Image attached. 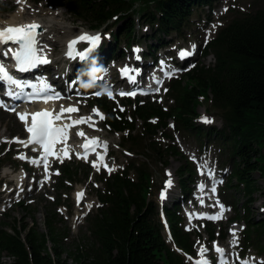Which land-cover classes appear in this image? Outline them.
Listing matches in <instances>:
<instances>
[{"label": "trees", "instance_id": "1", "mask_svg": "<svg viewBox=\"0 0 264 264\" xmlns=\"http://www.w3.org/2000/svg\"><path fill=\"white\" fill-rule=\"evenodd\" d=\"M62 2L69 15L86 22L88 28H102L105 31L109 28V21L119 24L116 31L109 33L112 43L101 51L105 56L102 60L104 63L114 56L122 57L123 52L119 49L122 43L126 47L143 43L137 37L136 30L144 24L152 31L144 43L147 53L153 56L152 48L169 47V41H165V38L171 35L184 37L193 14L203 6L211 9L217 0ZM0 12H3L2 9ZM202 55L213 56L212 67L201 64L171 80L166 94L173 106L167 111L155 101L147 100L139 105V100L132 102L125 99L124 102L135 106L133 116L128 120L125 115L112 114L110 101L104 97L96 98L91 103L106 113V125L111 131H129L123 147L130 146V142H138L136 137H129L135 131L136 118L141 120L144 130L152 137L158 131L166 130L171 120L178 131L213 140L225 147L227 152L222 156V164L228 163L231 169L226 179V190L236 188L246 199L242 208L246 215L244 222L247 223L243 234L244 246L249 248L255 243L264 253V244L259 245L264 235L261 230L264 222H255L248 216V208L254 204L253 196L260 192L255 176L264 178V7L253 14L231 20L203 49ZM95 67L98 68L97 65ZM206 95L211 98L204 97ZM201 100L209 101L210 106L220 114V129L194 126ZM152 118L157 122L149 123ZM139 140L145 145V151H152L153 158L158 161L166 155L184 159V164L178 169V183L180 195L189 194L194 169L188 160L172 146L160 151L152 139L148 142ZM143 159L147 162L129 159L131 164L128 163L122 171L100 180L104 189L97 194L103 207L90 221L92 245L85 253L74 255V264H187L182 256L170 248L164 236L157 205H153L149 199L152 176L149 173L148 155L143 154ZM178 206L172 203V209L163 210L170 223L172 241L182 252L193 254L192 236L179 226L181 218L176 213ZM45 223L50 233L49 239L44 235L38 236L36 231L33 233L30 229L26 237L28 247L18 237L8 236L1 228L5 223H0V247L14 257L12 264H62L59 261L61 253L57 252L59 245L54 246L55 259L48 253L47 240L56 244L58 234L50 219H46ZM206 231L213 239L215 229L208 226ZM18 234L16 232V236Z\"/></svg>", "mask_w": 264, "mask_h": 264}, {"label": "rangeland", "instance_id": "2", "mask_svg": "<svg viewBox=\"0 0 264 264\" xmlns=\"http://www.w3.org/2000/svg\"><path fill=\"white\" fill-rule=\"evenodd\" d=\"M37 1L38 0H0V9L3 11L0 12V21L9 20L11 16L15 15L16 11L21 8L22 14L19 18L24 22L36 18L42 22V24L51 25L49 32L44 35V41H41L42 45L47 46L46 53L50 54L49 58L51 64L45 68L48 71L55 70L56 68L58 70L57 75L59 76L58 84H62L65 87L64 80L68 78L67 76L69 74L73 75L80 68L91 67L84 66L85 64L73 67V65L65 61L64 46L66 41L76 36L80 29L92 31L101 30L102 28L91 29L88 28L86 22L74 19L73 16L69 15L66 5L62 2L63 0H43L40 3ZM220 1L221 3H218L213 10L207 11V7L205 9L203 6V9L196 11L191 18V25L184 37L171 35L165 38V41H169V47L161 49L152 48L154 57L157 58L164 54L163 60H166L168 65H171V63L177 64V66H173L177 70L174 76L179 77L188 69L196 68L200 64L212 67L213 58H203L202 55V50L206 42L214 38L216 32L220 31L234 18L241 17L244 14H253L264 7V0ZM136 8H138V5ZM55 10L62 11V14H55ZM209 12H211V14L207 17ZM51 20H53V22H50ZM118 26L119 24L109 21V28L105 30L107 32L104 30L102 33L98 31L104 42L91 58H98L99 61L101 60L99 54L112 43L110 36L108 40H105L107 38L106 36L116 31ZM136 33L137 37H140V41L143 43L132 44L128 47L125 46V43H122L119 47L123 52L122 57L116 58V56H114L104 63L101 61L98 64L103 65L104 70L106 69V85L113 84L117 81V67L122 64H135L136 61L134 58H137V56L139 57L138 61L142 69L149 68L150 66H152L151 68H159L158 64H154V59L149 60L151 57L149 58V54L145 48L144 41L148 40L147 36L152 33L149 26L144 24L136 30ZM171 41L172 43H170ZM193 45H195V48H193ZM133 49H139L137 56L134 55ZM181 50L187 51L189 55L186 58H180L178 53ZM180 64H183L182 67L185 69L181 68ZM163 93L164 90L160 96L156 98L153 97L152 100L156 99L157 103L169 108L172 101H170V98H164L162 96ZM204 97L211 98L210 95ZM108 99L112 107V114L115 116L126 115V118L133 116L132 111L135 109L133 104H128L117 98L110 99L108 97ZM70 100L76 102L72 97ZM77 104L79 105V117H88L92 114L93 109H97L92 107L89 99H80L77 101ZM139 105H142V103ZM121 108L123 111H120ZM99 112L106 118V113L102 111ZM219 115L220 114L210 106L209 101L204 102L201 100L200 106H198L197 109V117L194 121V126L199 128L203 127V129L209 127L220 129L222 127V121ZM203 118L209 119L211 123L203 122ZM93 119L97 121L95 128L98 130H93V128L88 126L73 129L72 146L76 145L77 140H84L76 135L77 131H83L87 137L99 138L100 141L107 143L110 152L105 164L114 170L109 173L104 167L105 164L97 170V168L90 167L86 163L80 162L76 156L72 155L71 160L65 161L62 165L54 163L53 167L59 171L57 172L58 174H55V176L50 179V185L42 188L41 182H38V188H35L28 178H24L25 175L22 173L23 170H27V164L22 163L24 161H20V159L16 158L18 155L26 156L28 153L24 154L20 146L8 144L13 138H25L22 124L15 115H9L0 110V194L10 187L17 188L18 186L25 188L23 192H29L28 196L24 199H22L20 195L17 197L12 196L13 199L10 202L2 204L0 207V223L4 222L5 226L1 228L7 232L8 236L15 237V239L18 237L24 242L25 246L28 247L26 244V237L30 229H32L33 233L36 231L38 236L44 235L49 239L50 233L45 220L50 219L51 225L55 227L56 233L58 234V240L56 244L47 240L48 253L55 259L53 254L54 246L59 245L57 252L61 253V255H59V261L62 264H74V255L78 252L85 253L91 247L90 221L103 207L97 194V192L101 193L104 189L103 183H101L99 179L103 177L102 175L108 177V175L121 171L128 163L131 164L129 159L147 162L143 159V154L148 155L150 161L149 173L152 176V189L149 199L153 205H157L158 213L163 208L172 209L171 203L173 202H178L180 208H182L181 201L183 197L180 196L178 188V169L180 165L184 164V159L174 158L171 155L167 157L166 155V157L164 156L162 160L158 161L153 158L152 151L149 153L145 151V145L139 139H145L144 141L146 142L152 139L153 143L158 146L160 151H164L165 148L169 146L174 147L187 158L191 166H195L201 160H204L205 163L211 162L218 167L224 182L231 171V169L229 170L230 166L228 163L222 164V156L227 152L225 147L217 145L213 140H207L203 137L195 136L192 133L178 131L175 124L172 122H170L166 130L159 131L152 137V134L144 130L141 120L136 118L135 131L132 135H129V137H136L138 142L134 144L129 141L130 146H126L122 149L121 145L126 137H122V134H112L104 125V121L100 120L99 117H93ZM149 123L154 124L156 120L153 119V122ZM262 153H264V150H262ZM135 164L138 165L137 163ZM29 173L34 177L36 170ZM169 173L170 175H168ZM21 176H23L22 179ZM19 178L21 179V183L18 185L17 179ZM195 178L196 172L193 180H195ZM255 179L260 192L253 196L254 204L248 208V216H251L255 222H264V179L258 176H255ZM169 180L171 181V186L166 188V182ZM5 186L7 187L4 188ZM79 191L84 192L85 198L78 206L75 195ZM222 191H226L225 188L221 189V193ZM162 192L167 194L165 200L160 198ZM219 199L224 202H221L224 205V211L221 219L222 221L210 225L215 229V232H217L214 240H209V235L207 231H205V228L202 230L198 225L190 229V226L184 222V220L182 222L183 230L185 228L186 231L192 234L197 233L200 236L199 241L196 240L194 246L193 258H186L187 264H195V261L199 259L198 252L201 246L209 249L206 258L211 257L215 259L211 251V247L214 243H220L222 247L229 252L230 248L227 246V243H232V241L235 240L230 239L229 231H231L232 228L239 231L243 230L244 227L246 229L247 223L244 222L246 215L243 213L242 209L246 199L243 197V193L233 188L232 191H226L220 194ZM17 203H22V207ZM88 205H92V207L89 208ZM179 213L181 214V212ZM183 216H185V214H183ZM238 216L239 219L234 220L235 222L232 223V220L236 219ZM167 222L169 224L168 220ZM22 226H24V228H22ZM207 226L209 225L206 224V227ZM13 227H15V229ZM261 230L264 232V224ZM16 232H19L17 236ZM221 232L226 233V239L222 241L220 238ZM242 235L243 233L240 232L237 240H235L236 244L232 251H234L235 248L239 253L242 251L244 252L241 241ZM261 239L259 245L264 244V235ZM251 245V248L248 249L241 258L254 259L255 264H261V262H264V253H261L255 243ZM13 261L14 257L10 256L7 251H3L0 247V264H12Z\"/></svg>", "mask_w": 264, "mask_h": 264}, {"label": "snow or ice", "instance_id": "3", "mask_svg": "<svg viewBox=\"0 0 264 264\" xmlns=\"http://www.w3.org/2000/svg\"><path fill=\"white\" fill-rule=\"evenodd\" d=\"M41 35L42 25L37 22L4 27L0 29V54H2L5 58H8L10 56V58L14 61L15 70L20 73L29 72L40 65H47L51 61L46 56L47 46L42 45L38 40V37ZM101 39L102 37L100 35H81L77 39L68 42L65 55L68 59L78 58L82 62L87 61L91 58V53H93L99 46ZM80 42H86L88 45V47L82 52H78L75 50L76 45ZM5 45H14L15 47L9 46L5 48ZM193 48H195V45H193ZM133 51L138 53L139 49H134ZM178 55L183 59L186 58L189 53L185 50H181ZM137 59H139L138 56ZM98 70L101 71V69L99 68ZM120 72L122 78H124L125 76L127 77V82L129 84H136V75H138L136 69H129L126 66L125 68L121 69ZM95 80L93 82H95ZM0 83L5 85L4 95L9 97L10 99L15 100L21 99V96L13 91V89L22 91L25 87L35 88V85L23 84L15 79L13 75L6 70L3 62H0ZM93 94L96 96L101 95L100 92H95ZM137 94L138 93L135 91H121L116 93L110 87L107 90V95L110 99L114 98L115 95L135 97ZM63 98L64 97L60 96L59 93H56L54 89H52L51 86L47 84L46 81L41 80L39 89L37 91L31 92L27 97L24 98V100L26 103L42 101L43 103L47 104L50 101H56ZM0 107L4 108L5 111H16V106L9 107L4 103L3 100H0ZM120 111H123V109L121 108ZM78 112L79 108L75 105H71L68 107H64L63 105H61L59 112H56L54 109L52 111L45 109L31 113H16L18 119L25 124V130L28 133V139L26 141H23L19 138H13L10 143H18L25 148L31 145L33 146L32 151L34 152L42 149V152L40 153V156L38 158L29 159L24 155H18L16 158L20 160H27V162L33 164L36 167L43 166L45 179H47L50 167L48 158L52 156L56 159H60L61 162L63 161V157H61L59 153L66 152L67 141L70 139V130L82 124H87L90 128H93V130H98L95 128V124L97 121L94 120L93 117H99L100 120L105 119L103 114H101L98 109H93L92 114L88 117H80L78 119H74L71 114H75ZM66 113L68 114L67 116H65ZM57 122H60L59 125H57ZM203 122L211 123V121L207 118H203ZM76 135L80 138H83L85 141L80 145V147L84 150L83 155L77 153V158L86 159L87 155L92 152L93 148L100 145L103 146L104 155H106V142L100 141L99 138H89L83 131H77ZM57 144H63L65 147L56 149L55 146ZM90 145L92 146L91 148ZM104 155L98 154L97 159L103 160ZM93 167L99 170V165L96 162H93ZM104 167L109 171V173L114 170L113 168L108 167L106 164L104 165ZM168 175H170V173ZM22 178L23 176H21V179ZM170 186L171 181L169 180L166 182L165 187L167 188ZM201 191H203V186H201ZM211 192L213 193V195H215V187L211 189ZM82 195V193L77 194L78 206L80 204ZM161 199H164L163 192L161 194ZM201 204H203V201H201ZM210 206L219 207L221 210V216L223 215V206L220 205L218 201ZM88 207L91 208L92 205H88ZM221 216L211 217V219H219L221 218ZM192 218H195L194 214ZM231 234L235 236L234 231ZM232 244L235 245L236 241L233 240ZM213 250L217 253V264H229V260L224 249L214 245ZM208 251L209 249L201 246L198 252L199 259L195 261V264H211V262L206 258ZM236 260L238 262L240 261V257L238 255L236 256ZM242 264H255V261L254 259H245L243 260ZM261 264H264V262H261Z\"/></svg>", "mask_w": 264, "mask_h": 264}, {"label": "bare ground", "instance_id": "4", "mask_svg": "<svg viewBox=\"0 0 264 264\" xmlns=\"http://www.w3.org/2000/svg\"><path fill=\"white\" fill-rule=\"evenodd\" d=\"M21 14H22V9L20 8L18 11H16V14L15 15H13V16H11V18L9 19V20H5V21H0V28H4V27H6V26H9V25H21V24H30V23H32V22H37V23H39V24H41L42 25V35L41 36H39L38 37V40L39 41H44V35L45 34H47L48 32H49V28H50V26L51 25H46V24H42V22H40L38 19H32L31 21H28V22H24L23 20H21L19 17L21 16ZM55 14H57V15H61L62 14V11H60V10H55ZM50 22H53V20H51ZM46 56H48V54H46ZM163 57H164V54H162V55H160V57H157V58H155V60H154V64L155 65H157L158 64V66H159V68L162 66V64H164V63H167L168 64V62L166 61V60H163ZM159 60V61H158ZM102 78V79H101ZM97 85L98 86H102V87H104V85H105V81H106V72H104L103 74H101V76H99V78H97ZM119 76H117V81L115 82V85H118L119 84ZM71 86L74 88V89H76L77 90V88H79V86H78V84L77 83H72L71 84ZM95 90H97V88H94ZM68 106H71V104H68ZM67 106V107H68ZM30 107H26L21 113H25V112H27V113H29V109ZM60 110V108L58 109V111ZM78 118H80V117H77L76 119H78ZM26 141V140H25ZM105 164V163H104ZM104 164H102V166L104 165ZM21 183V180L20 179H17V184L19 185ZM79 193V192H78ZM78 193H76V195H75V199H76V196H77V194ZM204 213H206V212H204ZM213 214H215L216 212H212ZM217 213H218V216L220 215V213H221V210L220 209H218V211H217ZM236 229L235 228H232V230H231V233L233 232V231H235ZM235 237L231 234V237H230V239L231 240H233ZM227 246L230 248L229 249V253H232V249H233V245H232V243L231 242H229V243H227ZM252 246V245H251ZM250 248V247H249ZM234 257V256H233ZM233 257H231V258H233ZM207 259L210 261V262H212L211 261V257H207ZM229 262H230V260H229Z\"/></svg>", "mask_w": 264, "mask_h": 264}, {"label": "clouds", "instance_id": "5", "mask_svg": "<svg viewBox=\"0 0 264 264\" xmlns=\"http://www.w3.org/2000/svg\"><path fill=\"white\" fill-rule=\"evenodd\" d=\"M99 71L100 70H98V68H96L95 65L93 64V67L88 69L85 73L88 76V80L82 83V87L85 88L91 87Z\"/></svg>", "mask_w": 264, "mask_h": 264}]
</instances>
